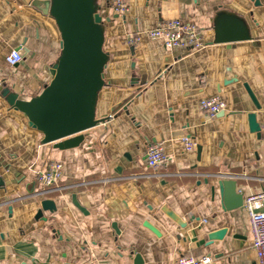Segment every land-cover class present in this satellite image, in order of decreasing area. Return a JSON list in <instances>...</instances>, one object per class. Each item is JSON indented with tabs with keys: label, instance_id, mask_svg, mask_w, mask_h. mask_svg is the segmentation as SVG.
I'll list each match as a JSON object with an SVG mask.
<instances>
[{
	"label": "crops",
	"instance_id": "obj_1",
	"mask_svg": "<svg viewBox=\"0 0 264 264\" xmlns=\"http://www.w3.org/2000/svg\"><path fill=\"white\" fill-rule=\"evenodd\" d=\"M34 1L0 0V82L29 102L53 89L51 71L68 57L73 34L60 25L56 0L48 15ZM127 1L122 16L114 0L78 2L97 52L83 100L90 97L94 124L79 147L56 149L0 94V264H134L136 255L142 264L203 255L258 264L244 200L264 191V130L259 136L249 124L255 114L264 125V0ZM174 19L195 23L205 47L166 51L149 39ZM14 51L18 65L8 59ZM216 96L227 109L210 118L201 101ZM152 144L169 159L158 168L147 166ZM51 162L63 164L64 179L42 189L37 175ZM225 180L236 183L242 207H226ZM44 199L57 209L37 219ZM223 229L222 240H210Z\"/></svg>",
	"mask_w": 264,
	"mask_h": 264
},
{
	"label": "water",
	"instance_id": "obj_2",
	"mask_svg": "<svg viewBox=\"0 0 264 264\" xmlns=\"http://www.w3.org/2000/svg\"><path fill=\"white\" fill-rule=\"evenodd\" d=\"M78 2L79 0H56L53 5L54 13L58 14L59 23L64 31L73 32V34L70 38L72 48L68 57L51 71L53 75L58 77V81L49 95L39 101H24L19 98L18 94L13 93L10 88L0 82V94L9 105L23 111L29 117L31 126L47 135L46 142H57L55 148L62 151L79 147L85 140L83 133L94 124L90 120L87 109L90 97L89 100L88 97L86 99L87 106L83 104V100L84 95L88 92L89 84L91 81L93 83L96 77L94 71L97 64V52L95 40L89 34L86 15L79 12ZM33 6L48 15L51 11L52 1L35 0ZM69 20L72 23H69ZM95 21L100 23L101 17L96 15ZM235 80L232 79L228 82L233 83ZM249 124L250 130L261 136L262 127L257 122L255 114L249 115ZM9 169L6 167L7 171ZM1 185L5 186L4 179L1 180ZM219 185L227 208L230 207V202L233 200H237L236 207L233 209L242 207L243 197L237 195V187L234 181H221ZM40 196L42 195L39 194L38 197ZM73 203L80 211L86 213L85 208L80 205L76 197H73ZM56 209L54 201L44 199L40 202V209L36 218L41 219L45 211L55 212ZM145 226L159 235L157 229L149 223H145ZM114 228L117 229L116 225ZM226 233L227 231L223 229L216 235L211 234L210 240L215 238L222 240ZM142 263V257L136 255L134 264Z\"/></svg>",
	"mask_w": 264,
	"mask_h": 264
},
{
	"label": "built area",
	"instance_id": "obj_3",
	"mask_svg": "<svg viewBox=\"0 0 264 264\" xmlns=\"http://www.w3.org/2000/svg\"><path fill=\"white\" fill-rule=\"evenodd\" d=\"M114 12L118 16L126 14L129 9L127 0H114ZM152 41L162 43L166 51L185 50L198 52L205 47L201 29L190 21L182 19L164 20L158 23L155 29L148 33ZM129 43L135 44L139 39L130 38ZM12 65H18L23 61L19 51H14L8 58ZM201 109L210 118H216L227 109L226 102L219 96L201 101ZM264 130V125L262 127ZM185 149L193 152L196 149L195 142L190 136L182 138ZM168 156L161 144H152L146 152V162L149 168H158L168 162ZM64 179V166L59 162H51L37 175V184L42 189L50 188ZM244 209L248 214L251 232L253 235V249L257 256V263L264 264V191L245 197ZM206 222V220H204ZM176 264H215L210 255L199 257L183 256Z\"/></svg>",
	"mask_w": 264,
	"mask_h": 264
}]
</instances>
